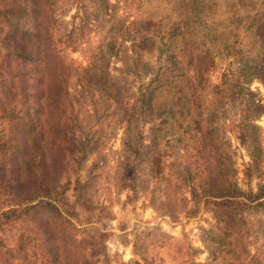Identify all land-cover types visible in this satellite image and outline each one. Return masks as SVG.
<instances>
[{"label": "rangeland", "instance_id": "rangeland-1", "mask_svg": "<svg viewBox=\"0 0 264 264\" xmlns=\"http://www.w3.org/2000/svg\"><path fill=\"white\" fill-rule=\"evenodd\" d=\"M108 2L110 6L104 12L97 10L90 0L62 1L54 9L55 21L50 26L53 49L66 68L73 115L80 123L75 134L77 148L68 152L67 164L56 185L61 195L59 209L73 223L71 235L79 242L87 236L86 231L97 229L106 233V255L88 250L90 264H184L190 259L189 255L200 264H249L251 257L257 255L264 264L263 207L249 210L242 234L239 233L241 228L236 227L237 233L228 239L233 242L235 252L213 245L212 236L221 232L218 222L213 213L205 209L204 201L196 205L192 200L184 179V166L192 162L191 153L195 152L182 155L178 147L171 148L176 138L187 137L185 132L191 131L193 126L191 118L176 123L170 117L167 124L155 128L162 151L167 147L172 152L178 149L173 156L165 157L168 169L164 176L157 177L148 169L140 171L141 177L134 186L123 187L117 180L129 117L121 114L124 108H131L157 75L173 85H186L194 73L185 69L188 58L182 55L192 53V46L207 53L206 60L213 63L209 73L213 84L220 82L226 72L237 75L239 70L262 62L264 44L256 31L264 23V0ZM135 22L145 29L142 33L148 31L149 22L156 23L151 49L136 52L132 40V33L136 34ZM110 50L117 54H110ZM103 53L109 59L104 72L107 83L103 85L107 92L95 78L93 84L80 82L81 76L95 75L100 70ZM137 55L141 56L140 66L144 68L138 78L130 75L126 64ZM245 89L246 97L249 92L253 100L264 106L263 81L254 78L245 84ZM138 118L134 124L141 126V143L148 145L152 128L167 116L150 123H142L144 118ZM252 119V124L260 129L263 147L260 174L263 176L259 178L255 174L249 179L245 170L251 158L238 135L239 124L244 122L240 106L235 103L216 118L218 135L223 139L222 150L227 153L225 162L233 163L238 169L236 182L244 191H256L264 177V110L252 114ZM136 130L134 127L133 131ZM90 131H94L95 138L102 139L92 153L82 145L85 134ZM11 132L9 123L0 118V138L6 141ZM87 201L92 203V212L84 208ZM66 210L71 213L66 214ZM54 228L63 232L57 225ZM43 231L32 217L24 215L1 226L0 236L9 248L16 250L19 238L24 235L32 264H45L42 251L48 237ZM66 233L69 234L68 228ZM22 260L15 256L12 263L27 264ZM9 261L6 263L0 255V264H11V259Z\"/></svg>", "mask_w": 264, "mask_h": 264}, {"label": "trees", "instance_id": "trees-1", "mask_svg": "<svg viewBox=\"0 0 264 264\" xmlns=\"http://www.w3.org/2000/svg\"><path fill=\"white\" fill-rule=\"evenodd\" d=\"M62 1L65 0H0V118L6 120L12 130L6 141L0 138V200L4 199L0 207V228L20 216H30L48 237L42 251L45 264H90L88 250L106 255L107 235L92 229L86 231L87 236L82 241H76L70 233L73 223L62 215L59 209L61 195L56 191L60 174L67 164L68 152L77 148L75 134L80 128L71 108L73 104L65 79L66 68L53 49L50 28L55 21L54 9ZM90 2L104 12L110 6L108 0ZM138 25L135 22L136 34L132 33L136 52L151 49L156 36V23L149 22L146 33H142L145 29ZM256 34L264 44V23L257 28ZM191 48L192 53L182 55L188 58L185 69L194 73L186 85H173V82L169 83L166 78L161 80L157 75L143 89L145 92L137 97L133 106L124 108L121 113L124 118L129 117L117 180L123 187L134 186L141 177L140 171L148 169L157 177L160 174L164 176L168 169L166 156H173L178 149L182 155L183 152L189 155L194 151L191 153L194 159L184 166V179L191 198L196 205L204 201L205 209L211 211L218 222L221 232L212 236L213 245L235 252L233 242L228 239L237 233L238 227L242 234L249 210L264 208V177L256 191H244L238 186L239 172L233 163L225 162L227 153L222 150L223 139L218 135L220 129L216 118L233 104L240 106L244 122L239 124L238 135L251 158L245 176L249 179L255 174L262 177L263 147L259 139L260 129L252 124V114L262 113L264 106L253 100L251 93L248 92L246 97L245 84L254 78L264 82V57L262 62L239 70L237 75L234 72L224 73L222 80L213 84L209 80L213 63L206 60L207 53L196 46ZM108 52L112 54L114 50ZM106 58L103 53L100 70L95 75L81 76L80 82L93 84L95 78L107 92L103 86L107 83L104 72L109 65ZM130 61L126 62L130 75L140 77L144 71L140 66L141 56L132 57ZM249 75L252 77L249 78ZM84 88L86 85L83 83ZM115 98L118 100L117 96ZM140 116L144 118L142 123L155 122L167 116L152 128L151 143L148 145L141 143V126L134 124ZM170 117L176 123L191 118L193 125L191 131L185 132L187 137L182 135L176 138L175 145H171L173 150L178 147L174 152L169 151L166 145L167 149L162 151L155 130L167 124ZM120 121L125 122V119ZM134 127L136 131H133ZM93 132L85 134L82 142L90 153L102 140L95 138ZM183 201L186 203V198ZM92 207L89 201L84 205L89 212H92ZM65 213L71 211L66 210ZM55 225L63 232L54 228ZM25 239L22 235L14 250L0 236V255L6 263L11 259L13 264L14 257L19 256L22 261L32 264ZM189 257L184 264H200L191 255ZM251 258L249 264H262L259 256Z\"/></svg>", "mask_w": 264, "mask_h": 264}]
</instances>
